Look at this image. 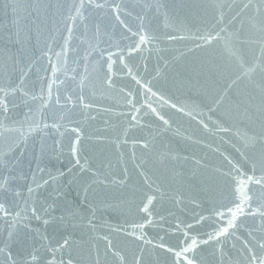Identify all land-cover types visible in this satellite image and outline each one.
<instances>
[{"label":"water","instance_id":"water-1","mask_svg":"<svg viewBox=\"0 0 264 264\" xmlns=\"http://www.w3.org/2000/svg\"><path fill=\"white\" fill-rule=\"evenodd\" d=\"M233 166L264 175V0H0V264H174ZM235 224L195 264H249Z\"/></svg>","mask_w":264,"mask_h":264},{"label":"snow or ice","instance_id":"snow-or-ice-1","mask_svg":"<svg viewBox=\"0 0 264 264\" xmlns=\"http://www.w3.org/2000/svg\"><path fill=\"white\" fill-rule=\"evenodd\" d=\"M83 6V5H82ZM101 7L102 5H96ZM247 7V5H246ZM144 36H140V43L144 42ZM139 47V45H137ZM110 67V66H109ZM51 87V86H49ZM230 180V198L226 203L220 204L217 208L213 209V214L216 218L218 224L225 222L223 226L218 227L214 233L208 235L207 240L199 241L196 238L187 237L185 233V239L177 244L176 249L166 248V251H169L174 256V264H195V258L189 256L188 253L192 252L199 243H208L212 240H218L222 236H227L230 234V229L236 226L235 221L239 216H259L264 218V204H260L256 209H253L251 205L255 203V197L253 192V185H258L264 187V175L257 178L255 175H249L245 171H241L239 168L233 166L231 173H226ZM7 181L0 182V188H5ZM31 191V189H30ZM152 204V198H147V203L141 208L142 212L149 211V205ZM0 211L4 212L5 215L8 214V209L0 204ZM204 219V217H201ZM151 223V221H148ZM143 227V225H139ZM191 227V226H190ZM252 235L251 233L249 234ZM191 239V243H189ZM67 244V241H65ZM61 245L60 247H63ZM163 247V245H162ZM245 248L249 252V264H264V238L256 239L254 247H249L248 244L245 245ZM2 251V249H0ZM56 251V250H53ZM32 261L36 260V256L31 257ZM55 257H53V264Z\"/></svg>","mask_w":264,"mask_h":264}]
</instances>
